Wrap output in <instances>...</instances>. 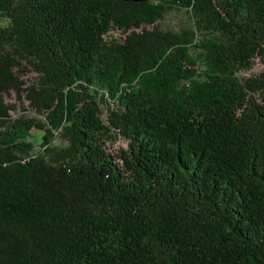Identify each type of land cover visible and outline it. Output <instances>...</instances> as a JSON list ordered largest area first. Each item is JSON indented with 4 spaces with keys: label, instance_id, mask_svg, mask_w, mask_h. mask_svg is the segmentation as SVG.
Returning <instances> with one entry per match:
<instances>
[{
    "label": "trees",
    "instance_id": "1",
    "mask_svg": "<svg viewBox=\"0 0 264 264\" xmlns=\"http://www.w3.org/2000/svg\"><path fill=\"white\" fill-rule=\"evenodd\" d=\"M0 264H264V0H0Z\"/></svg>",
    "mask_w": 264,
    "mask_h": 264
},
{
    "label": "rangeland",
    "instance_id": "2",
    "mask_svg": "<svg viewBox=\"0 0 264 264\" xmlns=\"http://www.w3.org/2000/svg\"><path fill=\"white\" fill-rule=\"evenodd\" d=\"M178 19V15H172V17H171V19H169V21H171V22H175L176 20ZM262 70V66L260 65V64H256L255 66H253L251 69H250V71H249V74L251 73V74H256V73H258L259 71H261ZM31 77V76H30ZM120 145V143L119 142H115L114 144H113V147H117V146H119Z\"/></svg>",
    "mask_w": 264,
    "mask_h": 264
},
{
    "label": "water",
    "instance_id": "3",
    "mask_svg": "<svg viewBox=\"0 0 264 264\" xmlns=\"http://www.w3.org/2000/svg\"><path fill=\"white\" fill-rule=\"evenodd\" d=\"M134 1H139V0H134Z\"/></svg>",
    "mask_w": 264,
    "mask_h": 264
}]
</instances>
